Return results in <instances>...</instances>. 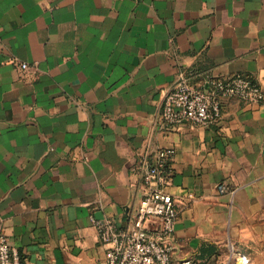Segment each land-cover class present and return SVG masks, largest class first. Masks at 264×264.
<instances>
[{"label": "crops", "instance_id": "obj_1", "mask_svg": "<svg viewBox=\"0 0 264 264\" xmlns=\"http://www.w3.org/2000/svg\"><path fill=\"white\" fill-rule=\"evenodd\" d=\"M206 73L264 91V0H0V232L22 264H107L94 221L131 222L132 168L161 148L175 150L172 263L264 264V105L158 122L178 75Z\"/></svg>", "mask_w": 264, "mask_h": 264}, {"label": "built area", "instance_id": "obj_2", "mask_svg": "<svg viewBox=\"0 0 264 264\" xmlns=\"http://www.w3.org/2000/svg\"><path fill=\"white\" fill-rule=\"evenodd\" d=\"M21 67L28 69L26 63ZM232 97L264 105V91L245 75L217 77L206 73L201 84L194 86L188 77L179 74L164 96L158 122L167 128L184 124L209 127L220 120L223 100ZM174 156V149L161 148L152 155L143 156L132 168L144 190L138 209L127 226L110 219L94 221L99 241L107 247V264H174L169 240L174 231L177 208L173 197L166 191ZM216 190L227 196L234 191L225 180L217 184ZM233 261L250 264L246 255L231 253L228 264ZM0 264H22L19 251L1 232ZM175 264L195 262L186 259Z\"/></svg>", "mask_w": 264, "mask_h": 264}]
</instances>
